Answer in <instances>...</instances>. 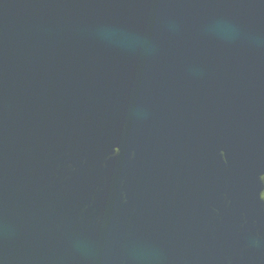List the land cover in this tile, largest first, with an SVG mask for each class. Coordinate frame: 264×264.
<instances>
[{
  "label": "water",
  "instance_id": "95a60500",
  "mask_svg": "<svg viewBox=\"0 0 264 264\" xmlns=\"http://www.w3.org/2000/svg\"><path fill=\"white\" fill-rule=\"evenodd\" d=\"M0 264H264V0H0Z\"/></svg>",
  "mask_w": 264,
  "mask_h": 264
},
{
  "label": "snow or ice",
  "instance_id": "6c2138e0",
  "mask_svg": "<svg viewBox=\"0 0 264 264\" xmlns=\"http://www.w3.org/2000/svg\"><path fill=\"white\" fill-rule=\"evenodd\" d=\"M116 151H117V153H119V151H120V150H119V149H117Z\"/></svg>",
  "mask_w": 264,
  "mask_h": 264
}]
</instances>
